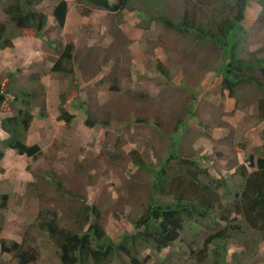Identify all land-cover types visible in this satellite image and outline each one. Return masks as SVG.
<instances>
[{
	"label": "rangeland",
	"instance_id": "1",
	"mask_svg": "<svg viewBox=\"0 0 264 264\" xmlns=\"http://www.w3.org/2000/svg\"><path fill=\"white\" fill-rule=\"evenodd\" d=\"M196 1L136 0L121 15L98 9L84 15L81 3L69 0L67 23L59 29L51 14L54 0H44L39 8L51 16L45 34L50 42L29 31L26 34L31 35L21 37L17 47L8 48L12 53L0 55V81L13 71L12 86L30 88L38 81L45 86L39 88V100L46 102L47 116L38 118L39 108L34 109L29 135V142L40 144L43 154L36 159L6 154L5 172L0 173V194L9 195L1 237L21 242L29 236L39 249L38 258L30 264H60L54 240L37 227V214L40 208H51L63 226L75 225V213L83 205L77 196H86L102 211L101 221L113 240L134 231L135 220L147 207L153 177L132 162L133 150L144 154L147 162L153 160L154 166L171 153L194 158L210 175L227 180L220 195L228 202L243 187L241 164H249L251 155L255 160L264 156V120L257 109L261 91L245 85L236 98L230 97L218 73L219 46L193 43L192 50L187 34L157 22L149 24L139 12L142 7L151 12L165 10L177 20L189 7L204 23L215 18L220 22L231 14L229 7L219 11ZM8 19L0 4V21ZM243 25L246 39L238 53L249 57L264 49V0L250 1ZM70 41L76 44L81 91L79 100L65 105L73 114L66 123L58 118L60 94L72 79L51 68ZM158 61L167 66L168 76L158 73ZM179 102L184 109L177 115ZM87 111L107 124L88 126ZM176 161L170 160L169 165L175 166ZM209 232L206 223H187L171 247L157 253L138 246L135 256L143 264H199L190 246L202 248ZM239 242L230 245L229 264H264V241L249 251L255 255L252 260L243 255L232 260V253L243 250ZM0 264H17L12 253L2 252L1 241Z\"/></svg>",
	"mask_w": 264,
	"mask_h": 264
},
{
	"label": "trees",
	"instance_id": "2",
	"mask_svg": "<svg viewBox=\"0 0 264 264\" xmlns=\"http://www.w3.org/2000/svg\"><path fill=\"white\" fill-rule=\"evenodd\" d=\"M43 1L0 0L3 11L9 17L7 21H0V50L13 47L14 40L31 35L26 34L29 31H32L34 37L49 41L45 38V34L51 16L39 8ZM77 1L81 3L80 7L84 8V15H88L94 9L121 15L136 0ZM250 1H196L213 5L219 11L229 7L231 14L223 17L220 22H217L216 18L215 21L208 20L206 23L203 20L199 21L189 7L184 9L183 15L177 20L169 17L165 10L151 12L142 7L139 12L141 18L146 19L149 24L157 22L176 33L187 34L192 50L193 43L204 45L210 42L219 46L221 61L218 73L222 77L223 90L230 97L236 98L237 90L242 86L256 87L261 91L257 109L259 117L264 120V56L262 55L264 49L252 52L249 57L240 56L238 53L246 39L243 23ZM69 7L68 0H54L51 14L59 29L64 28L67 23ZM149 27L150 25L144 28ZM75 52L76 44L73 41L68 42L51 68V71L72 79L71 86L60 94L58 118L66 123L72 121L73 114L65 105L69 101L73 103L79 100L81 91V83L76 75ZM167 72V66L158 61V73L168 76ZM14 76L13 71H8L4 80L0 81V113L13 111L11 115H5L0 122V127L6 134L4 138L0 136V173L5 172L2 163L8 149L14 150L20 156L34 159L43 154L40 144L29 142V135L36 118L34 109L39 108L38 118L44 119L47 116L46 102L39 100V88L41 90L45 86L38 81L34 82V87H15L11 85ZM142 94L143 97L147 96L145 93ZM196 98L195 94L194 99ZM177 105L180 109L176 114L180 115L184 108L181 102ZM159 106L163 109L161 103ZM193 107L191 102L190 113L193 112ZM179 122L184 121L179 120ZM86 124L93 127L98 124L106 125L107 122L98 121L87 111ZM130 156L138 169L148 172L153 180L147 207L135 220L134 231L125 232L119 241L113 240L107 233L101 221L102 211L91 204L90 200L87 201L84 195L75 197L83 199V201L80 199L83 202L82 207L75 213V225L63 226L56 210L40 208L36 218L37 227L39 231L48 234L50 239L54 240L60 264H143L135 256L139 253L136 250L138 246L161 253L174 244L179 234L186 229L187 223L193 224V222L206 223L210 228L209 236L202 248L190 246L192 256L199 264H229L230 245L234 240H240L239 246L243 247V250L232 253V260L237 261L241 255L251 260L255 257L249 251H254L255 246L264 241V156L256 160L254 155L249 157L247 165L253 168L252 171L248 170L246 164H241L243 187L229 202L223 201L220 195V189L226 188L227 180L210 175L208 169L199 165L192 157L171 153L162 164L154 166L153 160L147 162L140 151L133 150ZM172 159H177L175 166L169 165ZM56 183L59 188L60 182ZM8 199L7 193L0 194L2 252L12 253L17 259V264H30L38 258L39 249L33 246L35 244L32 245V239H27L29 236L21 242L8 241L1 237ZM195 240L196 238L193 239ZM124 257L130 258L124 260Z\"/></svg>",
	"mask_w": 264,
	"mask_h": 264
},
{
	"label": "crops",
	"instance_id": "3",
	"mask_svg": "<svg viewBox=\"0 0 264 264\" xmlns=\"http://www.w3.org/2000/svg\"><path fill=\"white\" fill-rule=\"evenodd\" d=\"M69 1V0H68ZM70 5V4H69ZM21 37H19V38H16L15 40H14V47H17V42H18V40L20 39ZM10 48V47H9ZM10 53H12L8 48H6V49H3V50H0V55H9ZM3 65H5L6 64V62L4 61L3 63H2ZM4 117V114L3 113H0V122H1V119ZM0 136L2 137V138H4V137H6L5 136V132L1 129V127H0ZM11 154V153H15V151L14 150H12V149H8V150H6V154Z\"/></svg>",
	"mask_w": 264,
	"mask_h": 264
}]
</instances>
